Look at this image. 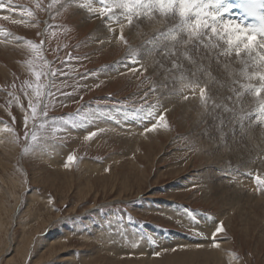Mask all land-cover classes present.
<instances>
[{
  "label": "rangeland",
  "instance_id": "obj_1",
  "mask_svg": "<svg viewBox=\"0 0 264 264\" xmlns=\"http://www.w3.org/2000/svg\"><path fill=\"white\" fill-rule=\"evenodd\" d=\"M79 1L5 0L0 9V264H264V197L226 188L231 164H210L203 125L193 129V115L174 105L176 94L187 101L178 77L166 99L157 73L143 66L153 52L132 38L96 40V19L111 32L123 20L92 12L87 22ZM114 65L132 70L109 74ZM35 72L46 75L37 81ZM191 89L196 101L197 84ZM30 105L37 117L46 106L47 116L34 123ZM157 114L167 126L145 131ZM247 114L264 116L259 100ZM239 164L231 168L249 173ZM204 169L221 178L208 184Z\"/></svg>",
  "mask_w": 264,
  "mask_h": 264
},
{
  "label": "bare ground",
  "instance_id": "obj_2",
  "mask_svg": "<svg viewBox=\"0 0 264 264\" xmlns=\"http://www.w3.org/2000/svg\"><path fill=\"white\" fill-rule=\"evenodd\" d=\"M110 1V5L113 8L114 12L113 18L115 17L114 19L111 18L113 19L111 21L117 24V22L122 19L123 23L120 25L118 24L119 29L117 30V32H111L107 31L104 28L103 25L105 23H103V20L96 19L97 23L99 24L98 26L95 24L94 38L96 40H104L106 43L111 40L116 41L117 43H121L124 41L125 37H127L128 39L132 38L135 41L134 44H136L140 40V43H142L148 51L153 52L152 55L149 56L150 60H146L143 66L157 73V79L155 78L156 83H159L162 91V96H164L166 99L170 98L169 94L171 95V93L167 94L166 92H168L171 88L174 89L173 84L170 82V79L174 76L178 77L182 89L181 94H183L184 96H187L189 89L192 91L191 88L193 84H197V90H199V88L201 87H205L206 102H203H208V107L215 104L216 107L214 109H211V112L215 117H219L217 119V122L212 123V114L209 115L205 113V111L200 106V102H197L201 101L198 94L199 92H197L198 95L196 94L197 97L193 98L196 101L190 100L191 96H189V100L186 99L187 101L183 102L181 98L180 100L175 99L176 96H178L177 94L174 95L175 98L172 99L174 100V105L175 107L183 106L184 114L188 111L189 114L193 115V129L200 127L201 124L203 125L204 130H201L200 134L209 137V139L203 137L205 140L203 145H205V147L211 150L210 152H213L214 154L208 155L209 158L213 159L210 164H213V166H229L231 164V166L234 165L239 168V163H246L245 165H247V167L249 168V173L247 171L232 169L233 167L231 168V166L228 168V171H230L232 175L230 174L228 176L227 174L228 177L226 178H229L231 180L233 179L232 182H234V185H226V188L232 189L237 193L239 197L243 199L255 198L262 201L264 195L256 191L257 183L249 181L255 180L254 178L257 175L261 177V171L262 174H264V116L259 120L252 121L247 112L248 109L252 107V105H255L257 103L259 98H253L252 100H249L247 97H245L244 94L247 90L246 88L244 90L241 88H238V90L236 88V80L238 81V83H240L241 81L245 83V75L243 74L244 71L240 63V59H229L226 58L225 55H219L218 52L222 53L223 51L221 49H216L215 38L204 43L203 46L199 48L197 54L195 56H192L191 49H185L184 42L187 37L179 31V17L176 16L175 18H173L171 14L165 16L160 11L159 6L156 4L155 0H139V3H137V0H122L121 5L124 6L119 8L116 7V5L118 4L117 2H114L112 0ZM153 2L155 4H153ZM87 4L88 3L85 0H81L79 1V3H76L74 5L79 14H83V18L85 19V21L93 19L92 12L94 13V15H97L100 10V7H98L96 4H94L92 8H88ZM76 6L78 7V9ZM89 9H93L94 11H89ZM75 14L79 15L76 12ZM108 15L110 16V14ZM129 16H131L132 18L131 24L127 22V18ZM110 29H112V27ZM121 31L124 36L123 40L119 39ZM140 47L142 48V46ZM133 48L134 46H131L130 50H132ZM131 52L132 51H130V53ZM173 53H179L180 59L178 60V63H180L184 67L185 71L182 73L178 72L175 73L174 76H170L168 70L171 68V64L169 61L172 58ZM190 60H194L195 62L189 63ZM135 61L136 60H134V62ZM130 66H125L127 67L126 69L121 68V66L119 68L118 65L117 67L115 66L116 68L114 69L111 67L109 69L111 73L109 74H120L129 70ZM134 68L138 67L135 65ZM239 92L240 95L238 94ZM204 105L206 106V104ZM229 105L230 107H228ZM237 106L238 108L236 110L235 107ZM184 109L187 111L185 112ZM157 116L159 115L157 114ZM157 116L156 118H158ZM126 118H128L127 115ZM221 121H223V124L221 123ZM112 122L114 123V121ZM213 171H215V169H204L201 172H204L203 176H205L206 179H210L212 177H217L215 173L211 174ZM251 174L254 175L253 178V175ZM210 181L212 182L208 184L214 185L216 180L210 179ZM223 192H228V190L224 189ZM243 194H245L244 197ZM257 202L259 203V201ZM60 239L57 238V240ZM57 240L56 242H59Z\"/></svg>",
  "mask_w": 264,
  "mask_h": 264
},
{
  "label": "snow or ice",
  "instance_id": "obj_3",
  "mask_svg": "<svg viewBox=\"0 0 264 264\" xmlns=\"http://www.w3.org/2000/svg\"><path fill=\"white\" fill-rule=\"evenodd\" d=\"M10 2V0H9ZM139 3V0H137ZM159 9L165 15L171 14L173 18L179 17V31L187 37L185 40V49H191L192 56H195L199 51V48L203 46L207 41L215 38L216 49L219 50L224 45L227 46L226 50L219 55L231 56L233 53L235 57L239 58L244 54L248 59L242 60L246 66L248 61H251L256 68L252 72L249 79L256 77L259 79L260 84L258 87L245 84L243 87L249 91H254V95L259 99V112L264 115V0H158ZM124 5L117 4L116 7H123ZM5 8V0H0V9ZM243 11V14L248 17L255 18L258 23L250 24L246 23L242 18L237 16H230V13ZM89 11H94L89 9ZM113 12V8L105 7L99 10V15L103 18L106 14ZM28 16H31V11L27 12ZM227 17V19H226ZM8 19L7 16L2 17ZM129 24L132 23V18H127ZM112 31V29H109ZM120 40L124 39L123 33L119 36ZM223 41V44H221ZM215 58V57H213ZM180 59L179 53H173L170 59L171 68L168 70L170 76H174L175 73H182L185 71L184 67L178 63ZM194 60H190L189 63H194ZM54 74V73H53ZM247 75V73H245ZM36 80L39 81L42 75L46 73L35 72ZM175 83V80H173ZM41 85L39 83L35 86L36 96H41ZM199 96L201 101H205L206 88H199ZM184 99H188L187 96ZM215 104L210 107H205V113L211 115L210 109H214ZM32 112L33 122L37 119H44L47 116L46 106L41 109L40 117H37L36 106L30 105ZM219 117H214L218 119ZM27 117H25V124L27 125ZM223 124V121H221ZM160 124H165L164 116L161 114L157 123L151 125L150 128L145 131L155 130ZM44 125L41 124V127ZM26 133V139H27ZM96 135V132L88 133L87 139H91ZM32 139L36 137L33 135ZM75 157L69 155L67 161L73 162ZM67 166V165H65ZM257 182L256 191L264 195V179L259 175L254 178ZM51 203V200L49 201ZM223 231V222H219L215 230L212 232L213 240L216 239L217 233ZM218 246V245H216Z\"/></svg>",
  "mask_w": 264,
  "mask_h": 264
}]
</instances>
